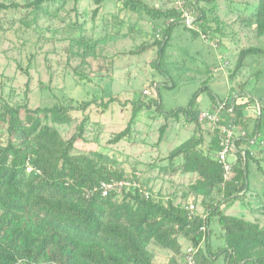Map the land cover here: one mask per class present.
<instances>
[{
	"label": "rangeland",
	"instance_id": "obj_1",
	"mask_svg": "<svg viewBox=\"0 0 264 264\" xmlns=\"http://www.w3.org/2000/svg\"><path fill=\"white\" fill-rule=\"evenodd\" d=\"M29 1L0 0L19 5L0 11V111L5 105L24 104L30 109L54 105L78 109L70 112V125L57 126L60 136L68 140L87 117L76 151L107 155L116 163L107 169L121 172L123 178L136 177L134 180L158 200L169 199L181 206L192 202L195 213L202 214L205 205L215 203L221 195L214 192L208 198L195 197L188 192L195 174L163 175L160 168L167 165L170 152L191 137H201L198 148L211 154L213 132L208 124L189 123L182 116L166 120L147 103L157 96L163 111L186 108L195 92L206 87L193 105L198 114L214 111L211 97L225 101L244 91L255 99L245 114L246 133L252 132L256 109L263 111L258 139L243 145L253 155L251 190L243 200L225 203L220 210L264 225V55L248 57L243 68L234 72L241 49L264 51V37L258 36L253 25L258 0L200 1L204 24L197 30L185 25L174 28L162 59L166 75L153 66L157 57L153 43L170 21L164 13L195 0H132L135 10L119 0H105L99 6L93 0H58L32 10L23 7ZM151 9L163 15L154 17ZM202 32L208 40L202 39ZM162 82L173 87L157 86ZM83 103L90 104L85 111L79 110ZM140 105L129 135L113 143L114 136L128 125L133 107ZM164 124L167 128L159 140ZM6 138L1 132L0 144H5ZM180 162L175 160L177 165ZM212 228L214 247L222 246L217 222ZM180 244L183 252L188 244L182 239ZM149 249L155 264H183L182 254L152 245ZM216 264H222V259Z\"/></svg>",
	"mask_w": 264,
	"mask_h": 264
},
{
	"label": "trees",
	"instance_id": "obj_2",
	"mask_svg": "<svg viewBox=\"0 0 264 264\" xmlns=\"http://www.w3.org/2000/svg\"><path fill=\"white\" fill-rule=\"evenodd\" d=\"M56 1L32 0L23 7L38 10L43 4ZM103 1L93 0L97 6ZM119 1L124 7L136 8L132 0ZM200 1L184 3L183 7L193 12L194 23L203 25L205 13L198 6ZM18 6L0 3V11ZM149 12L154 17L163 15L155 9ZM164 14L170 21L161 30L160 39L153 43L157 48L153 66L166 75L162 59L172 31L184 25V20L178 10ZM252 16L258 36L264 37V0H258ZM257 55H264V51L256 47L241 49L234 72L243 68L248 57ZM160 84L173 87L172 83L157 86ZM206 90L204 87L195 92L186 108L163 111L157 96L147 106H154L166 120L182 116L197 124L193 105ZM211 98L213 108L225 102V110L232 108L233 123L246 127L244 112L255 101L254 97L242 91L225 101ZM89 106L83 103L79 110L85 111ZM141 106L133 107L128 125L114 136L113 143L129 135L131 122ZM72 110L78 109L58 105L30 109L24 104L5 105L0 111V138L1 132L7 137L5 144H0V264H155L151 245L183 257L181 239L196 249L195 264H216L220 259L222 264H264V225L227 216L220 210L225 203L243 200L251 190L253 155L243 145L258 139L263 120L261 108L252 132L234 141L237 159L226 182L221 165L213 157L218 150L215 135L210 142L213 155L198 148L201 137H191L173 149L167 165L160 168L163 175L195 174L188 186V192L195 197L208 198L214 192L221 195L215 203L206 204L202 214L191 213L186 205H175L169 199L146 198L136 190L114 191L106 197L96 192L87 197L88 189L101 181L122 179L123 174L107 169V165L116 164L107 155L89 156L76 151V143L83 140L87 117L68 140L60 136L57 126L73 122ZM166 128L165 124L160 128L159 140ZM176 159L181 160L178 165ZM258 170L262 171L260 166ZM213 222L222 232V246L213 245Z\"/></svg>",
	"mask_w": 264,
	"mask_h": 264
},
{
	"label": "built area",
	"instance_id": "obj_3",
	"mask_svg": "<svg viewBox=\"0 0 264 264\" xmlns=\"http://www.w3.org/2000/svg\"><path fill=\"white\" fill-rule=\"evenodd\" d=\"M181 18L184 20V25L188 29H196L199 25L194 23L193 12L188 8L180 7ZM200 27V26H199ZM197 30V29H196ZM201 33V32H200ZM202 39L208 40L206 33L201 34ZM144 94H148V90L143 91ZM225 102L221 105L215 107L214 111H201L196 114V119L199 124H208L210 130L215 135L218 150L215 152V158L219 162L222 168V177L223 181L226 182L232 175L233 165L236 162V147L234 141L240 137L245 138L247 133L244 130V127L238 124L233 123V111L232 108L225 110ZM255 114H259L260 108L256 109ZM247 110L246 112H248ZM244 112V115L246 114ZM256 140L246 142V145L254 144ZM245 148V147H244ZM244 156V152H242ZM134 176L131 178H122V179H110L107 181H101L97 186L88 189L86 191V196L89 197L94 193H100L101 197H106L111 192H121L123 190L128 191H137L146 198H154L158 200L153 194L142 187L137 181L134 180ZM186 208L189 212H195V205L192 202L186 203ZM196 249L192 246H187L183 251V264H195L194 254ZM49 264H56L55 262H50Z\"/></svg>",
	"mask_w": 264,
	"mask_h": 264
}]
</instances>
